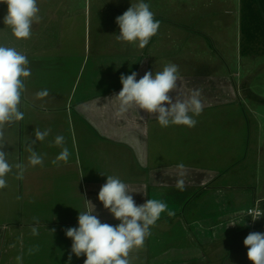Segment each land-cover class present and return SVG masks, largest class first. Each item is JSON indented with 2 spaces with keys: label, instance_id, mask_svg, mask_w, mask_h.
Instances as JSON below:
<instances>
[{
  "label": "crops",
  "instance_id": "1",
  "mask_svg": "<svg viewBox=\"0 0 264 264\" xmlns=\"http://www.w3.org/2000/svg\"><path fill=\"white\" fill-rule=\"evenodd\" d=\"M117 1L120 5L37 0L41 20L33 24L29 39L19 40L3 23L7 5L0 4V44L26 55L31 67L21 97L24 119L5 130L9 163L22 162L26 171L17 180L13 168L7 187L0 189V264H18L17 256L23 257L22 264H68L72 241L64 229L78 226L79 211H94L102 223L119 224L98 200L108 175L128 185L137 205L147 199L168 205L144 246L130 252L131 264H252L243 241L250 232H264V222L253 221L247 210L257 208L264 196L255 199L249 193L256 179L247 169L251 149L257 155L261 149L250 142L255 114L242 108L244 92L220 64L188 52L184 56L177 47L169 57L168 46L183 35L178 29L192 37L204 34L178 19L171 31L161 27L169 18L147 0L160 21L157 34L143 49L138 42L116 41L115 18L139 0ZM168 63L178 65L184 98L194 89L201 91L203 111L193 117L196 126L162 127L155 114L136 107L118 116L114 96L122 89L120 75L136 71L139 79ZM43 89L50 94L38 99L36 93ZM35 128L52 131L36 143L43 163L33 167L25 146L34 139ZM56 135L65 137L71 153L67 163H52L62 150L54 145ZM179 163L185 168H177ZM179 179L183 191L176 186ZM243 198L251 204L245 209ZM33 217L39 218L38 226ZM34 226L38 236L32 235ZM36 245L39 251L29 255ZM85 259L73 255L71 264Z\"/></svg>",
  "mask_w": 264,
  "mask_h": 264
},
{
  "label": "clouds",
  "instance_id": "2",
  "mask_svg": "<svg viewBox=\"0 0 264 264\" xmlns=\"http://www.w3.org/2000/svg\"><path fill=\"white\" fill-rule=\"evenodd\" d=\"M0 4L7 5L3 23L11 29L12 35L18 40L29 39L33 24L41 20L37 0H0ZM115 23L119 28V35H115L116 41L138 42L141 49L149 44L160 27V21L154 18V13L144 0L131 3L122 15L115 18ZM138 75L136 71H132L130 75L123 73L120 75L122 89L114 96L119 102L116 113L118 116L136 107L148 114H155L162 127L196 126L197 120L193 117L199 116L203 111L201 91L194 89L188 98L183 97L177 83L180 79L178 65L168 63L162 71L155 74L147 71L137 79ZM30 76L28 57L13 46L0 44V189L7 187L6 177L13 172V168L16 169L14 175L17 180H23L26 171V165L22 162L14 165L9 163L8 153L4 151L6 146L4 138L6 128L24 119V112L20 108L21 97L26 90L25 81ZM171 93L176 95L173 96ZM49 94L48 89H43L36 93V97L43 99ZM51 131V128L44 130L35 128L34 139H30L25 146L29 153L28 165L33 167L42 165L43 156L35 150V145L38 141H45ZM54 145L62 150L52 163L61 161L67 163L71 153L66 146L65 137L56 135ZM177 168L184 169L185 165L179 163ZM106 177V182L99 190L98 200L120 223L117 225L102 223L94 211H79L78 226L64 229L66 237L72 241L68 264H71L73 255L77 258L85 256L84 264H131L130 252L144 246L146 238L151 235V226H154L161 214L168 209L165 202L157 199H147L143 204L137 205L127 184L116 176ZM176 186L183 191L184 180L179 179ZM256 204L257 209L250 212L253 221L264 216V210L259 209L261 200H257ZM168 215L172 216L174 213L169 211ZM33 220L38 226L39 218L33 217ZM234 225L236 224L231 223L229 226ZM31 231L32 235H39L38 227H32ZM50 232L54 233L55 229H51ZM243 244L248 249L247 258L252 264H264V232H250ZM38 251L39 246L36 245L28 249V254L32 255ZM16 260L18 264H22L23 257L17 256Z\"/></svg>",
  "mask_w": 264,
  "mask_h": 264
},
{
  "label": "rangeland",
  "instance_id": "3",
  "mask_svg": "<svg viewBox=\"0 0 264 264\" xmlns=\"http://www.w3.org/2000/svg\"><path fill=\"white\" fill-rule=\"evenodd\" d=\"M106 1H109L111 5L113 3L120 5L117 0ZM147 1L152 4V8L161 7L163 12H160L164 14L163 17L169 18L170 21L162 22L161 27L163 26L171 31L174 28L173 21L178 19L186 22L184 24L202 31L204 34L201 38L197 37V34L192 37L191 33L178 29L180 34L183 35L180 36L178 43L176 42L177 44L168 46L170 47L168 48L169 57L172 55L171 49L177 47L175 50L183 53L184 56L188 52L197 60L220 64L222 65V71L233 73L232 79L242 89V93L244 92L243 94H245L241 98L242 108L255 114V120H253L255 123L252 126L250 142H255L261 149L260 155L255 154L254 150L251 149L250 162L247 169L256 179L252 182L251 192L249 193L255 199L259 198V196H264V45L260 38L249 45L242 35L240 30L241 1ZM198 15L205 18V21H200ZM186 34L189 36L185 37L184 35ZM222 71L220 72L222 73ZM241 202H243L241 207L244 209L250 204L249 198L248 200L243 198ZM259 208H262L261 204Z\"/></svg>",
  "mask_w": 264,
  "mask_h": 264
},
{
  "label": "trees",
  "instance_id": "4",
  "mask_svg": "<svg viewBox=\"0 0 264 264\" xmlns=\"http://www.w3.org/2000/svg\"><path fill=\"white\" fill-rule=\"evenodd\" d=\"M240 1V30L242 35L245 37V40L249 45L258 38L262 40V44L264 45V0ZM262 222H264V218L262 219Z\"/></svg>",
  "mask_w": 264,
  "mask_h": 264
},
{
  "label": "built area",
  "instance_id": "5",
  "mask_svg": "<svg viewBox=\"0 0 264 264\" xmlns=\"http://www.w3.org/2000/svg\"><path fill=\"white\" fill-rule=\"evenodd\" d=\"M257 208L255 207V208H250V209H248L247 210V214L250 216V212H253V211H255ZM260 210H263L262 208H259ZM263 217V216H262ZM262 217L261 218H259L258 220H256V221H260L261 219H262ZM252 218V217H251ZM253 220V219H252Z\"/></svg>",
  "mask_w": 264,
  "mask_h": 264
},
{
  "label": "water",
  "instance_id": "6",
  "mask_svg": "<svg viewBox=\"0 0 264 264\" xmlns=\"http://www.w3.org/2000/svg\"><path fill=\"white\" fill-rule=\"evenodd\" d=\"M261 205H262V209L264 210V200L262 201Z\"/></svg>",
  "mask_w": 264,
  "mask_h": 264
},
{
  "label": "flooded vegetation",
  "instance_id": "7",
  "mask_svg": "<svg viewBox=\"0 0 264 264\" xmlns=\"http://www.w3.org/2000/svg\"><path fill=\"white\" fill-rule=\"evenodd\" d=\"M264 217H262V219H263Z\"/></svg>",
  "mask_w": 264,
  "mask_h": 264
}]
</instances>
